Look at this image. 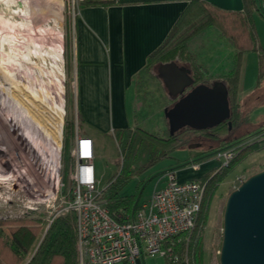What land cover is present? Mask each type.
<instances>
[{"label": "rangeland", "instance_id": "obj_1", "mask_svg": "<svg viewBox=\"0 0 264 264\" xmlns=\"http://www.w3.org/2000/svg\"><path fill=\"white\" fill-rule=\"evenodd\" d=\"M259 1L254 0V9ZM80 4L81 0H0V64L7 73L12 71L19 75L16 81L20 85L22 82L19 86L21 97L25 104L31 100L35 110L32 121L23 110H32V105L8 97L6 104L14 107L3 105L0 109V229L8 235L18 225H34L40 241L50 222L63 213L72 198L70 149L76 131L81 132V127H77L74 56V23ZM199 8L210 12L207 8ZM259 11H252V19L260 51L250 50L242 57V94L245 97L240 101L243 108L241 104L237 107L235 125L231 122L229 128L223 123L204 130L218 137L209 136V140H205L208 143L201 145L198 143L201 133H187L179 145L181 149H172L168 157L159 158L136 172L120 190L122 194H136L139 200H144L154 187L163 185V173L168 170L163 172V164L169 160L185 162L186 158L194 157L196 161L202 160L198 161L199 165H209L213 161L218 164L213 175L223 177L205 196L206 220L200 229L201 264H219L223 210L228 195L250 175L264 169V93L248 96L255 87L259 54L264 55V14ZM221 19L224 23L234 18L223 16ZM218 26H210L207 37L204 32L199 33L189 48L195 59L209 68L210 82L212 77L222 74L234 52ZM154 75L156 72L143 79L147 82L144 84L146 91L139 94L137 110L138 106L147 110L145 122L140 127L163 137L167 124L163 109L171 106L173 99ZM30 93L35 97L31 98ZM2 96L6 98V93H0ZM17 106L21 108L19 113L14 110ZM12 109L19 114L17 117ZM94 140L96 187L101 189L120 171L122 157L114 138L96 134ZM226 151H230L231 156L225 161L222 153ZM218 152L221 158L217 157ZM190 234L177 241L187 240ZM174 253L171 251L166 257L146 256L137 259V264H164ZM175 254L185 264H194L185 250L181 255Z\"/></svg>", "mask_w": 264, "mask_h": 264}, {"label": "crops", "instance_id": "obj_2", "mask_svg": "<svg viewBox=\"0 0 264 264\" xmlns=\"http://www.w3.org/2000/svg\"><path fill=\"white\" fill-rule=\"evenodd\" d=\"M194 1L233 17L246 13L244 0H113L107 5H85L77 10L74 23L75 105L77 127H81V132L78 129L76 133L91 138L94 151V135H109L116 141L115 130L140 127L145 122L147 110L144 106H138L137 110V103L139 94L146 91L144 84L147 82L143 79L153 75L157 66L154 71L148 67V56L163 43L174 23ZM254 3L249 9L251 18L252 11H259L258 7L254 9ZM207 30L209 27L202 31L205 37L209 34ZM221 36L227 41L226 36ZM255 36L260 47L256 32ZM232 60L233 55L222 74L212 80L221 79L231 68ZM206 69L209 79V68ZM259 69L258 64L255 87L248 96L264 93V77L257 85ZM242 85L241 69L240 101L245 97ZM186 159L185 162L180 159L165 162L163 172L175 170L178 182L202 180L213 174L218 165L214 161V164L199 165L198 161L202 160Z\"/></svg>", "mask_w": 264, "mask_h": 264}, {"label": "trees", "instance_id": "obj_3", "mask_svg": "<svg viewBox=\"0 0 264 264\" xmlns=\"http://www.w3.org/2000/svg\"><path fill=\"white\" fill-rule=\"evenodd\" d=\"M112 2L113 0H81L80 7L107 5ZM244 3L246 13L242 16L233 17L214 11L203 2L194 1L174 23L163 43L151 52L147 59V65L152 70L160 62L181 61L191 69L195 84L208 83L207 69L196 62L194 54L189 49L190 41L206 28L219 25L218 27L222 30L221 35L226 36L229 44L234 47L232 66L221 76L228 88L231 110L229 120L233 126L238 119L237 107L240 105L239 86L243 53L249 50L260 51V47L256 44L253 20L249 10L254 0H244ZM198 6L207 8L210 12L205 11V9L200 10ZM223 16L234 19L233 21L225 20L223 23L221 21ZM259 68L257 85L264 77V55L262 53L259 54ZM165 125L163 137L156 136L141 127L114 131L117 145L120 148L117 147L122 157L121 168L118 173L116 172L108 179L101 191V198H103L108 212L115 218L120 217L122 219L137 207L139 198L136 194L125 195L120 192L122 185L130 177L153 164L159 158L168 157L172 149H181L179 145L187 133L204 131L184 127L171 135L167 124ZM206 135L208 137L213 135L212 139L218 137L212 133ZM117 160L116 158L115 161ZM222 177V175L215 176L212 174L201 180L205 182V189L195 227L192 229L193 233L192 231L182 233L171 242V251L181 255L185 250L188 256H191L194 264L202 263L203 250L200 229L206 220V192L211 193ZM75 218L76 215L72 209L60 213L50 222L40 241V236H38L34 225H18L12 229L10 235L5 234L0 229V264H78ZM188 233L191 234L187 240L177 241L181 236ZM174 254H171L172 259L166 258L164 264H185L183 260L177 259L176 254Z\"/></svg>", "mask_w": 264, "mask_h": 264}, {"label": "built area", "instance_id": "obj_4", "mask_svg": "<svg viewBox=\"0 0 264 264\" xmlns=\"http://www.w3.org/2000/svg\"><path fill=\"white\" fill-rule=\"evenodd\" d=\"M258 8L264 14V0L259 1ZM70 156L72 198L63 212L72 209L76 215L78 264H137V259L146 256L166 257L173 239L195 227L205 182H178L175 171L168 169L162 186L139 200L132 213L115 218L101 198L105 186L96 187L92 139L76 133ZM222 156L226 161L231 153L226 151ZM217 157L221 158L220 152Z\"/></svg>", "mask_w": 264, "mask_h": 264}, {"label": "water", "instance_id": "obj_5", "mask_svg": "<svg viewBox=\"0 0 264 264\" xmlns=\"http://www.w3.org/2000/svg\"><path fill=\"white\" fill-rule=\"evenodd\" d=\"M156 76L173 99L163 115L169 134L189 127H231L227 84L222 79L195 84L191 69L176 60L160 62ZM219 264H264V169L250 175L227 197L223 210Z\"/></svg>", "mask_w": 264, "mask_h": 264}, {"label": "bare ground", "instance_id": "obj_6", "mask_svg": "<svg viewBox=\"0 0 264 264\" xmlns=\"http://www.w3.org/2000/svg\"><path fill=\"white\" fill-rule=\"evenodd\" d=\"M1 66H2V68H1ZM3 69H4L3 65L0 64V90H1L0 93L3 94V95H4V93H6V96H5L6 98H4V96H2V98L0 97V109L4 107L3 105H8L7 108H11L12 107V105L6 104L5 99H7V97L13 99L14 101H16L17 99H19L22 103H24L23 98L21 97V93H22L21 87H19V86L22 85V82H21V85H20V82L19 81H16L18 79L19 75L16 74V73H13L12 71L11 72L8 71V73H7ZM2 91H4V92H2ZM30 94H31V96L30 95H28V96H30L31 98H34L35 97L32 93H30ZM29 101L26 104L25 103L24 104L25 105H32V110L29 109V108H28L29 110L28 109H23V110H26V112H28L26 114H28V116L30 117V119L32 121H34L35 120V117H33V116H35V113H34L35 110H34V107H33L34 104L31 103V100H29ZM18 109H21V108H19L17 106V109H14V110H16V112L19 113ZM12 112L16 114V117H17V115H19L18 113H16L15 111H13V109H12ZM0 115H1V113H0Z\"/></svg>", "mask_w": 264, "mask_h": 264}, {"label": "flooded vegetation", "instance_id": "obj_7", "mask_svg": "<svg viewBox=\"0 0 264 264\" xmlns=\"http://www.w3.org/2000/svg\"><path fill=\"white\" fill-rule=\"evenodd\" d=\"M199 133H201V135L198 136V138H200V141H199L198 143H199L200 145H201V144L208 143V142L205 141V140H209V137H207V135H206L207 132L199 131ZM204 134H205L206 136H205Z\"/></svg>", "mask_w": 264, "mask_h": 264}]
</instances>
